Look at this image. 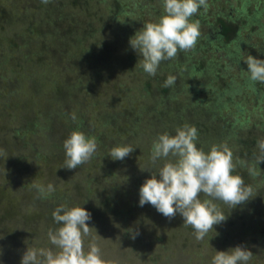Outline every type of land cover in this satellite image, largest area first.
<instances>
[{
	"label": "rangeland",
	"instance_id": "374dc122",
	"mask_svg": "<svg viewBox=\"0 0 264 264\" xmlns=\"http://www.w3.org/2000/svg\"><path fill=\"white\" fill-rule=\"evenodd\" d=\"M39 1L42 2V0H0V11L6 9L9 4H14L17 5V14L29 13L30 17H36L38 16L37 7H39H36V2ZM67 1L70 4L68 11L73 16L71 21H75L73 26L81 34L87 33L89 25L94 28L96 20H102L100 36L95 34L92 39L105 40L106 46L98 43L99 47L96 51L99 57L96 61L100 62L99 67L109 69V72L105 70L98 80L92 79V83L89 82V90L81 91V100L77 99L81 104L76 102V105L70 108L76 114L83 115L86 122L94 125L96 130L92 132L93 134L98 135L97 133L102 130L103 138L98 139L101 143H98L97 153L91 162L78 169L63 168L64 150L63 153L54 157L51 165L46 162V159L43 160L49 152L55 150L52 148L58 143L54 141L55 136L53 137V133L50 134L43 128L37 135L30 136L26 133L27 131L25 132L27 128L25 119L42 118L40 102H35L37 99H31L33 91L30 83L25 84L27 88L19 85L15 92H19L18 95L21 97L17 101L12 100L14 97H10V86L6 80L14 76L12 73L14 70L16 72L22 70V64H25L23 60L30 58L38 63V60L42 59V54H35L34 51L18 47L15 43L18 41L16 31L23 29L25 33L29 32L32 30L29 25H24L23 22L16 25L12 21H8L7 24L0 23L1 31H5L7 27L10 29L5 34L7 37L0 47V160L2 165L3 161L11 165V170H5L0 165V189L8 191L6 184L14 175V182H16L14 188L24 184L25 187L36 189L34 192L36 193L39 186L46 188L49 183H52L57 193L61 195L71 193L76 204L73 206L84 207L92 215L89 226L94 229H92V236L85 237V252L88 251L92 237H95V242L101 249L102 258L118 261V264H211L216 251H228L242 244L253 252V258L248 264H264V215L261 214V211L264 212V194H258L259 187L264 185V163L256 164L253 157L247 153V155L244 154L239 148V144L249 142L253 137L261 138L264 134V127H260L262 122L260 117L264 118V101H257L259 94L264 97V83L255 82L260 84L258 88L261 92H254L251 89L253 82L248 79L246 72L248 66L244 62L249 55L264 59V0H208V9L205 11L201 8L193 17L194 20H199L205 14L210 27L207 28L200 23L201 35L195 49L185 52L186 55L187 53L191 55L189 64L197 67L200 66L199 60H202L212 67L207 74L208 68L196 69V75L191 78L193 82L189 84L191 87L189 89L196 90V94L192 95L195 98L194 101L196 104L202 102L205 110L212 107L209 101L216 96L221 100L227 99L231 87L240 89V94L232 98L237 105L243 106L241 117L246 119L243 126L235 122L234 118L223 120L220 129L224 127L227 129L228 124L225 122L231 119L232 126L228 125L231 132H227L233 135L234 140L228 141L226 137L227 141L220 144L229 146L234 153V160L239 158V161L244 159L247 162L237 163L233 174L241 175L254 189L251 199L234 209L221 202L223 207L220 210L227 215V220L215 225L214 229L200 242L195 239L191 226H183L184 220L181 215L177 214L174 219L169 220L151 204L139 206V189L146 179L151 178V176L146 177L148 171L141 170L151 167L148 155L145 158L135 150L123 161H114L109 157L113 147L123 144L124 140H130L131 130L127 125L129 110L132 107L162 105L161 99L165 98L158 93L157 88L164 83L158 81L155 84L156 76L148 75L141 67L137 66L130 74L116 69V66L122 65L123 61L126 63L128 55L133 53L136 56L139 55L131 48L129 36L122 38L113 28L117 22L125 23L126 16L128 19L129 15L140 18L141 22L137 27L134 26L136 29L131 32L133 37L144 23L159 20L163 14L162 0H111L109 3L105 0ZM108 5H111L114 12L107 10ZM111 15L115 16V22L111 19ZM219 17H223L228 23L238 22L239 19L241 21L237 33L232 35V41L226 45H218L219 35L216 31L211 32V29L217 28ZM17 44L20 45V43ZM140 59L139 56L135 65ZM201 71H204V74ZM80 74L83 75V71ZM90 78L91 75H88L87 83ZM149 84L153 86L151 90H149ZM179 100H183L181 95ZM27 104L30 108L33 106L35 108L23 115L20 108ZM72 109L68 111V114H72ZM230 110L229 108L227 111L228 115ZM165 113L167 111L157 112L150 115L149 119L159 121ZM106 115L119 116L121 120L104 126ZM42 125L44 126L43 122ZM40 130L38 129V132ZM170 130L171 133L176 134V129L172 128V125ZM23 136L27 139L26 141L20 138ZM30 137L34 138L31 140ZM134 144L132 146L136 148ZM205 145L202 139L198 138L197 147H202L205 152H208L210 148ZM38 147L42 148V156L32 157L31 149L35 151ZM256 149L259 152L257 147ZM252 160L258 171L255 176L249 174V161ZM159 163L162 164L163 161ZM23 200L18 199L16 202L18 207ZM24 204L28 205V200ZM245 206L249 207L250 211H246ZM22 209L23 211L20 210L14 214V221L7 220L4 224L0 223V264H21L23 253L28 247L52 248L58 251L50 243L47 233H44L45 222L40 224L37 222L34 223L35 225L32 222L35 227L29 230V225L25 227L26 224L19 221L18 216L22 212H27L29 215L28 213L32 211L30 208ZM114 211L121 212L124 221L114 218L112 216ZM2 214L0 210V220ZM251 226L258 229L252 233ZM130 229L140 233L134 240ZM17 232L21 233L19 238L14 240L10 238V235Z\"/></svg>",
	"mask_w": 264,
	"mask_h": 264
},
{
	"label": "trees",
	"instance_id": "16d2710c",
	"mask_svg": "<svg viewBox=\"0 0 264 264\" xmlns=\"http://www.w3.org/2000/svg\"><path fill=\"white\" fill-rule=\"evenodd\" d=\"M105 2L109 3L111 0H105ZM36 3V7L39 6L36 11L38 16L30 17L29 13L19 15L17 14V5L9 4L6 9L0 11V23L7 24L8 21H12V23H15L16 25L22 22L24 25H29L32 29L29 32L27 31L25 33V31H22L23 29L16 31L18 41L15 43L18 47L21 46L23 49L26 48L28 50H32V52L34 51L35 54H42V59L38 60V63L30 58L23 60L25 61V64H22V70H18L17 72L14 70L12 72L14 73V76L11 77V79L6 80H8L7 83L9 84L8 86H10V97L13 96L14 99L12 100L16 101L21 97V95H18L19 92H15L16 88L19 85H23L22 87L25 88V84L27 83L32 85L30 86L33 91L31 99H37L35 102H40L39 104L42 109V118L39 120L36 118L30 120L25 119V124L27 125L25 132L27 131L26 133L30 136L34 134L37 135L41 133L40 129L43 128L50 132V134L53 133V137L55 136L54 141H57L58 143L52 147L55 150L53 152H49V154L43 158V160L46 159V162L51 165L54 157L63 153V143L69 137L71 132L82 131L89 136L95 135L92 133L96 130L94 125L86 122L83 115L76 114L70 107L76 105V102L80 105L81 102L77 99L81 100V91L89 90V82L92 83V79L98 80L102 77L105 70L108 71L109 69L99 67L100 62L96 61L97 57H99L96 51V48L99 47L98 43H102V45L106 46L105 40L101 41L92 39V36L94 38L95 34L100 36V31H102L101 27L103 26L101 19V21H95L94 28L92 25H89L87 33L81 34L76 27L73 26L75 21H71L73 16L70 15L68 11L70 4L67 0H49L47 4L40 1ZM73 4L75 3L73 2ZM108 6L107 10L110 9L114 12V10L111 9V5ZM118 6H121L120 3ZM110 17L115 22V16L112 17L111 15ZM241 17L243 18V16ZM244 18L246 17L244 16ZM125 20L126 22L123 24L116 21L117 23L115 24L113 30L116 31V34L122 36V38L127 36L131 38V32L136 29L141 20L137 17L133 18L132 15H129V19L126 16ZM199 20L202 26L207 28L210 27V22L207 20L205 14H203ZM217 23V28H214L215 30L211 29V32L216 31L217 35H219L218 45H226L232 41V35L237 33L241 21L239 19L238 22L230 21L228 23L226 19L219 17ZM141 28L142 27H140V29ZM9 31L10 29H8V27L5 31L0 30V47L1 44L5 42L7 37L5 34ZM17 43H20V45ZM11 46L13 47L14 45ZM138 58L139 56H136L134 53L130 54L127 56L126 63L123 61V64L116 66V69L129 74L134 72L136 68L135 64ZM190 59V54L187 53L186 55L185 52H181L175 60L173 59L161 63L154 79L155 84L158 81L165 83V80L169 75H173L177 78L175 84L170 87H164V85H159V87H157L159 89L158 93L165 97L164 99H161L162 105L153 104L149 107H132L129 110V124L127 123V125L131 130V134L129 135L130 140H124L123 144L132 145L135 143L136 145L134 144V147H136L138 154H141L145 158L146 155L149 156H147L149 158L148 162H150L153 140L156 139L159 134L164 132H168L173 136L175 135L174 133H171V125L174 129L182 127L185 124L194 125L198 129V138L202 139V142L204 145L206 144V147L211 148L214 144L220 145V142L227 141L226 137H228V141L231 139L234 140L233 135L227 132L231 130L229 127L232 126V124H230L231 119L229 122H225L228 125L230 124L229 126L227 125V129H225V127L224 129H220L222 123L224 122L223 120L234 118L235 122H238L240 126H243L244 124V120L246 118L241 117L243 106L237 105L234 102V98H232L233 96L240 94L241 91L239 88L236 89L235 87H231V92H229L230 94L227 99L221 100L218 96L213 98L212 101H209L211 102L212 107L208 110L204 109L203 104H201L202 102H200V104H196L194 101L195 98L192 96L196 94V90L189 89V84L193 82L191 78L196 75V69L199 70L208 68V70H206L207 74L211 70L212 65H209L208 62L199 60L198 63L200 66L195 67L194 65L189 64ZM27 69L30 71H26ZM82 71L83 75L80 74ZM201 72L203 73L204 71ZM88 75H91V78L87 83ZM52 78L53 80H51ZM259 86L260 84L253 83L251 85V89H253L254 92H261L258 88ZM148 87L149 90L153 88L150 84ZM232 92L234 94H231ZM179 95H181L183 100L178 101ZM257 98V101H264L262 94H259ZM34 108L35 106L30 108L27 104L20 108L22 109L20 112L23 115L28 114V112ZM229 108L231 109V112L229 113L230 116L227 114ZM71 109L72 114L75 113L77 117L75 122L71 118L72 114H68V111H71ZM166 111L167 113H165L164 117H161L159 121L149 119L150 115ZM104 118V126L111 123H118V121L121 120V117L113 115H106ZM260 118V120H262V126L260 125V127H264V118ZM42 122L44 123V126L42 125ZM37 128L40 130L39 132ZM97 134L98 135H95V137L97 138L98 143H101L98 139L103 138L102 130H100ZM223 137L224 139H222ZM20 138L24 141L27 140L24 136ZM260 139H264V134L261 138L253 137V139L251 138L249 142L239 144L241 152L244 154L247 153L253 157L252 159H255V157L259 155V152L256 151V147L257 141ZM25 144L27 145V143ZM36 155L42 156L41 147H38L35 151L31 149V156L36 157ZM1 162L2 161L0 160V165H2ZM242 162L243 164L247 163L244 159ZM3 163V169L11 170V165L9 166V164L4 161ZM53 163L55 164V162ZM249 164L250 167H255L253 160L249 161ZM7 166H9L10 169ZM146 173V177L150 178L151 173ZM12 175L13 174L10 171V176ZM14 183L16 182H14L13 175L12 180H9V183L6 184L9 190L5 192L4 189H0V210L3 213L0 223L4 224L7 220L12 222L14 221V214L16 212H19L20 210L23 211L22 208H30L32 210L31 213H28L29 215H27V212H22L21 215L18 216L19 221L21 223H25V227L29 225V230L35 227L34 223L39 222L38 224H40L45 222L44 233H47L49 228L55 229L59 227V225L55 223L52 216L55 207L60 204H66L67 206L76 205L74 203L75 198L69 192L61 195L55 191L47 193L44 197H41L38 190L34 193L36 189L25 187L24 184H22V186L25 188L21 185L14 188ZM263 192L264 185H261L259 187L258 194L263 195ZM19 198L24 199V203L28 200V205H25L22 202L20 203V206L25 205V207H18L16 202ZM204 198L203 194H201V199ZM216 203L219 205L220 209L223 207L220 201H216ZM244 209L246 211H250L249 207L245 206ZM261 214L264 215V212L261 211ZM112 216L118 220L121 219L124 221L121 217V212L119 211H114ZM255 226L259 227V225ZM256 227H250L252 233L255 232V229H258ZM20 236L21 233L17 232L10 235V238L14 240Z\"/></svg>",
	"mask_w": 264,
	"mask_h": 264
},
{
	"label": "clouds",
	"instance_id": "9594fccd",
	"mask_svg": "<svg viewBox=\"0 0 264 264\" xmlns=\"http://www.w3.org/2000/svg\"><path fill=\"white\" fill-rule=\"evenodd\" d=\"M42 2L47 4L49 0ZM162 4L163 14L159 20L144 23L129 41L141 57L136 67L153 77L162 62L175 59L179 52L195 49L201 33L200 21L193 17L201 8L206 11L209 7L208 0H162ZM244 62L248 66V79L253 83H264V59L249 55ZM176 79L169 75L164 87L174 85ZM71 118L76 121L75 113ZM197 141L198 129L188 124L178 127L174 136L164 132L153 140L151 167L141 169L150 172L151 178L139 189V206L151 204L169 220L181 215L183 226H191L195 239L200 242L215 225L227 220L216 201L234 209L248 202L254 189L241 175L233 174L237 163L243 162L239 158L234 160V153L227 144H214L205 152L202 147H197ZM63 148V168L75 170L91 162L97 153L98 141L95 136L73 131L64 141ZM257 148L259 155L255 162L259 165L264 163V139L257 141ZM135 150L131 144H121L111 149L109 157L123 161ZM249 174H258L255 167L249 168ZM55 190L52 183L46 188H38L41 197ZM52 216L59 227L49 228L47 235L58 251L28 247L21 264H118V261L102 258L95 237L85 252V237L92 236L94 228L89 226L92 215L84 207L60 204ZM129 231L133 240L140 234L132 229ZM252 258L253 252L242 244L228 251H216L211 264H248Z\"/></svg>",
	"mask_w": 264,
	"mask_h": 264
}]
</instances>
